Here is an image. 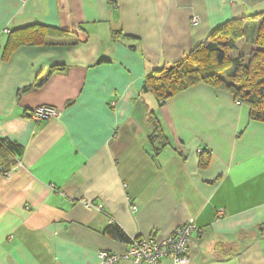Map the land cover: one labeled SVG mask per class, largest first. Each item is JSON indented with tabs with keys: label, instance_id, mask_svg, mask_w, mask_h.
<instances>
[{
	"label": "crops",
	"instance_id": "1",
	"mask_svg": "<svg viewBox=\"0 0 264 264\" xmlns=\"http://www.w3.org/2000/svg\"><path fill=\"white\" fill-rule=\"evenodd\" d=\"M261 12L264 0H0V157L23 164L0 177V264H102L129 246L113 225L161 240L191 219L204 233L186 264H264V123L206 83L162 105L142 92L146 74ZM33 26L61 32L5 56ZM43 105L61 117L37 122Z\"/></svg>",
	"mask_w": 264,
	"mask_h": 264
},
{
	"label": "trees",
	"instance_id": "2",
	"mask_svg": "<svg viewBox=\"0 0 264 264\" xmlns=\"http://www.w3.org/2000/svg\"><path fill=\"white\" fill-rule=\"evenodd\" d=\"M256 16L261 19L247 57L230 55L231 51L238 50L237 42L243 34L241 21L244 19L230 20L214 29L208 40L190 53L146 74L142 92L152 93L162 105L170 97L198 83H206L230 91L236 99L249 107L251 120L264 123V12ZM30 28L34 32L24 34L18 40L14 39V33L10 34L12 40L5 49V56L20 44H44L48 37L59 36L61 32L60 29L46 26ZM150 122L154 126L150 136L151 145L157 151L168 147V136L156 116L151 117ZM2 150L9 152L8 145L3 140L0 152ZM110 230L131 242V238L125 237L116 225Z\"/></svg>",
	"mask_w": 264,
	"mask_h": 264
},
{
	"label": "built area",
	"instance_id": "3",
	"mask_svg": "<svg viewBox=\"0 0 264 264\" xmlns=\"http://www.w3.org/2000/svg\"><path fill=\"white\" fill-rule=\"evenodd\" d=\"M194 25L199 23L198 16L192 18ZM6 31H8L6 29ZM241 103V102H240ZM32 118L37 122L46 119L59 118L62 111L51 106H39L32 111ZM2 140L0 139V146ZM21 161L6 163L0 157V177L9 178L16 170L21 169ZM134 210L137 209L135 204L132 205ZM223 209H217V215L222 216ZM202 234L204 228L199 226L194 220L176 228L169 236L157 240L153 236L131 238V242L124 253H114L110 251H101L99 257L102 264H117L122 260H130L134 264H161L163 258H171L177 264H186L189 262V241L192 233Z\"/></svg>",
	"mask_w": 264,
	"mask_h": 264
},
{
	"label": "rangeland",
	"instance_id": "4",
	"mask_svg": "<svg viewBox=\"0 0 264 264\" xmlns=\"http://www.w3.org/2000/svg\"><path fill=\"white\" fill-rule=\"evenodd\" d=\"M241 27L243 29V34L237 42L238 50L230 52V55L232 57L241 55L247 57L251 50L252 43L255 39L257 29V23L255 22V20L244 19L243 21H241Z\"/></svg>",
	"mask_w": 264,
	"mask_h": 264
},
{
	"label": "clouds",
	"instance_id": "5",
	"mask_svg": "<svg viewBox=\"0 0 264 264\" xmlns=\"http://www.w3.org/2000/svg\"><path fill=\"white\" fill-rule=\"evenodd\" d=\"M241 102V101H240Z\"/></svg>",
	"mask_w": 264,
	"mask_h": 264
}]
</instances>
